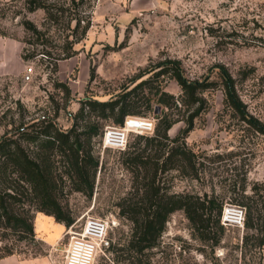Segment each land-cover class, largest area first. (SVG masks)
Listing matches in <instances>:
<instances>
[{
	"label": "rangeland",
	"instance_id": "1",
	"mask_svg": "<svg viewBox=\"0 0 264 264\" xmlns=\"http://www.w3.org/2000/svg\"><path fill=\"white\" fill-rule=\"evenodd\" d=\"M22 1L0 0V137L35 134L48 121L66 131L85 101L117 99L157 72L155 67L161 61L177 60L187 78L211 81L216 86L202 94L208 110L194 121L195 127L185 139L189 148L201 154L199 179L170 170L160 186L169 193L213 196L223 207L238 206L232 200V190L243 186L245 195L254 190L260 210L264 137L245 128L224 109L219 73L227 71L246 112L264 124V0H84L76 11L89 16L90 27L73 45L75 54L67 59L62 58L68 32L64 31L65 23L43 26V11L26 12ZM58 1L70 8L69 0ZM22 19L42 31L47 29L45 44L29 47L23 43L26 35ZM24 48L47 55L25 61L21 58ZM159 79L164 91L180 98L181 90L173 80L166 76ZM149 85L153 91L157 82ZM142 91L145 93V88ZM180 110L175 116L180 119L191 112ZM84 115L97 123L99 133L91 140L92 155L98 160L92 193L87 196L73 191L63 178L57 199L73 221L72 230L86 218L106 219L112 224L111 243L120 246L128 238L131 225L119 215L118 205L132 191V176L121 163V151L102 147L104 129L117 126L113 118L100 119L86 107ZM141 118L153 119L154 125L157 122L150 112ZM183 127V122L176 123L169 136H176ZM137 136H128L127 147ZM53 159L56 173H61L59 158ZM263 214L256 211L255 217L260 219ZM41 215L33 212V224ZM51 220L59 230L46 222L40 226L37 223L36 228L47 238L58 233L52 244L34 232V239L25 241L7 234L0 246H10L15 255L24 258L50 255L56 264H63L69 227L53 217ZM224 228L221 242L210 249L192 236L183 213L175 212L166 223L158 247L149 252L150 264H264V245L255 247L254 240L242 245L243 236L250 235L244 226ZM114 259V253L105 251L97 255L94 264H117Z\"/></svg>",
	"mask_w": 264,
	"mask_h": 264
},
{
	"label": "trees",
	"instance_id": "2",
	"mask_svg": "<svg viewBox=\"0 0 264 264\" xmlns=\"http://www.w3.org/2000/svg\"><path fill=\"white\" fill-rule=\"evenodd\" d=\"M22 2L26 12L43 11V26L65 23L64 31L68 32L62 58L73 56V45L85 36L90 27L89 16H81L76 11L84 0H69L70 8L63 7L64 3L58 0ZM21 25L26 35L23 39L25 45L33 47L45 44L46 28L42 31L27 19H22ZM40 39L42 43H38ZM27 50L24 48L21 55L25 61L39 54L47 55L44 51L36 53L34 49ZM56 61L54 71L57 69ZM155 69L158 71L151 77L117 99L107 102L85 101L74 117L73 126L66 131L48 121L35 134L0 137V242L2 237L7 238V234L16 235L17 241L33 240L34 211L53 217L55 222L65 227L72 224L71 217L63 211L57 199L59 182L63 178L69 181L73 191L91 195L98 167V160L92 155L91 140L99 133L97 123L85 119L86 107L88 113L100 119L113 118L117 126L122 125L125 117H141L145 112L153 113L157 121L152 136L139 135L133 145L121 151V163L131 173L133 185L129 196L118 205V212L130 223L131 228L124 243L120 246L118 243L110 244L108 251L115 254V262L150 264L149 252L158 247L166 223L175 212L183 213L195 239L210 249L219 245L225 233L220 223L223 203L206 194L169 193L160 186L162 177L170 170H176L182 177L199 179L201 154L189 148L185 139L194 129V121L208 110L202 94L213 89L216 83L187 78L177 60L161 61ZM153 70L146 71V74ZM164 76L180 88L179 99L160 87L159 78ZM219 77L224 109L245 128L264 137V124L246 112L236 92L234 80L224 69ZM152 81L157 82L153 91L149 85ZM137 88L140 89L139 93L136 92ZM142 88H145V93ZM181 108L191 110L183 119L175 117ZM77 117L80 124L76 123ZM178 122H183L184 127L176 136L170 137L169 130ZM55 157L59 158L61 173H56ZM232 192V200L245 210L243 226L250 232V235L243 236L242 245L246 246L248 240H254V246L261 248L264 245V214L260 219L255 214L260 210L264 213V197L259 210L254 201V190L251 195H245L242 186ZM255 218L259 221L255 222ZM11 255H15L12 247L0 246V259Z\"/></svg>",
	"mask_w": 264,
	"mask_h": 264
},
{
	"label": "built area",
	"instance_id": "3",
	"mask_svg": "<svg viewBox=\"0 0 264 264\" xmlns=\"http://www.w3.org/2000/svg\"><path fill=\"white\" fill-rule=\"evenodd\" d=\"M154 120L127 116L122 125L104 129L101 142L105 149L123 151L127 146L128 136L147 135L154 130ZM244 208L237 205H226L222 208L220 223L224 227L243 228ZM112 224L101 218H86L76 230L70 225L67 234L68 243L64 250L63 264H94L100 253L108 251L111 240L109 232Z\"/></svg>",
	"mask_w": 264,
	"mask_h": 264
},
{
	"label": "crops",
	"instance_id": "4",
	"mask_svg": "<svg viewBox=\"0 0 264 264\" xmlns=\"http://www.w3.org/2000/svg\"><path fill=\"white\" fill-rule=\"evenodd\" d=\"M41 222H46L48 224H51V228H53V230L57 228L59 230V227L54 228L51 217L49 216L41 215L35 218V221L33 224L34 232L36 234L42 235L43 236L42 238L45 239L48 244L50 243L52 244L55 238L58 236V233L56 235H53L52 237L47 238L45 235L41 234L36 228V224L38 223V225L40 226ZM0 264H56V263L55 261H53L50 255L36 256V257H30V258H24L19 255H11L3 259H0Z\"/></svg>",
	"mask_w": 264,
	"mask_h": 264
}]
</instances>
